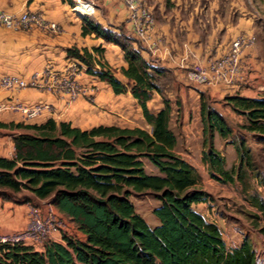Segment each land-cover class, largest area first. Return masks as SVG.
Instances as JSON below:
<instances>
[{
    "label": "trees",
    "instance_id": "trees-1",
    "mask_svg": "<svg viewBox=\"0 0 264 264\" xmlns=\"http://www.w3.org/2000/svg\"><path fill=\"white\" fill-rule=\"evenodd\" d=\"M121 29L116 32L82 18V36L93 34L119 47L125 61L119 68L124 83L115 76L101 45L90 49L71 45L66 57L106 82L114 94L128 92L147 129L116 125L81 129L53 119L39 124L0 122V128L17 131L11 138L13 156H0V198L18 204L29 202L30 196L48 200L78 233L70 236L63 231L62 242L48 240L41 249L1 245L0 264H256L247 239L227 249L218 227L193 208L206 203L208 195L195 187L194 168L175 153L168 102L163 99V107L154 113L146 108L151 93L161 92L157 81L164 70L147 62ZM207 99L199 94L200 159L215 181L241 183L244 168L251 166L246 141L264 145V96H222V105L242 119L235 126L243 134H236L235 142L230 140L232 127ZM215 136L234 150L236 163L227 169L214 147ZM145 194L157 204L151 210L155 226L145 222L130 200ZM251 205L264 219V203L257 200Z\"/></svg>",
    "mask_w": 264,
    "mask_h": 264
},
{
    "label": "crops",
    "instance_id": "crops-1",
    "mask_svg": "<svg viewBox=\"0 0 264 264\" xmlns=\"http://www.w3.org/2000/svg\"><path fill=\"white\" fill-rule=\"evenodd\" d=\"M171 1H175V3L169 11L165 10V5L157 4V0L149 5L148 9L153 14L150 36L159 40L160 48L155 54H151L145 48L144 50L140 49V54L150 64L162 68L163 74H167L169 78L166 89H162L160 93L155 91L151 93L146 102V108L149 112L154 113L163 107L162 100H167L170 108L168 126L176 137L175 153L188 162L187 154L190 151L192 141L197 144V157L199 159L202 149L200 146L201 126L198 115L200 89L195 86L202 87L207 95L213 99L234 93L249 98L263 97L264 56L257 51L254 45L245 50L241 57V78L232 87H206L190 82L186 74L191 64L194 62L205 63L223 53L231 38L238 34L237 31L251 34L252 20L248 17H239L236 22L229 23L227 21L230 25L226 24L227 29L220 39L214 38L212 41L213 31H211L207 40L202 41L197 33L188 31L191 19H194L197 25L201 23L199 17H196L195 14L190 19L189 17L184 19L180 16V13H201L202 8H198L197 4H193V6L184 4V0ZM72 3V0H0V10L6 12H20L22 10L39 12L46 19L58 23L63 30L60 35H51L36 29L24 31L7 30L0 27V75L28 76L47 63L55 69H62L72 62L66 57V49L69 46L75 45L78 48L90 49L93 46L101 45L104 48L106 61L115 70V76L124 83L125 80L120 76L119 68L125 66V61L119 47L107 43L93 34L82 36V18L77 15L78 18L73 16ZM97 4L98 7L94 14L90 16L92 20L104 27L109 25L121 26L127 30L123 22L124 11L120 3L97 0ZM233 4L236 7L234 10L233 6V12L236 10L239 13L241 10L243 11V8ZM215 10H218V6L211 4L204 11L209 15V13L216 12ZM213 22H211L212 25L207 23L210 28L213 25L215 28L221 25L216 17ZM79 80L89 87L95 86L93 101L80 98L73 103H68L64 95L51 94L32 88L14 94L0 91V99L19 101L24 104L44 102L51 105L49 111L43 112L29 122H24L17 113L0 112V122L39 124L48 119H53L57 122H70L73 126L81 129H89L97 125L147 129L136 100L128 92L116 95L106 82L86 73H83ZM189 96L192 98L191 102L188 101ZM7 130L10 134L7 142L0 139V156L10 158L13 156L11 138L13 133H17V131ZM178 132L181 133L179 136L176 135ZM217 144L221 146L223 143L217 138L214 147L219 149ZM180 147L182 148L180 149ZM25 219V204H15L0 198V233L20 229L24 225ZM60 242H62L61 239Z\"/></svg>",
    "mask_w": 264,
    "mask_h": 264
},
{
    "label": "built area",
    "instance_id": "built-area-1",
    "mask_svg": "<svg viewBox=\"0 0 264 264\" xmlns=\"http://www.w3.org/2000/svg\"><path fill=\"white\" fill-rule=\"evenodd\" d=\"M71 11L90 17L98 7L97 0H72ZM104 2L120 3L124 11V25L131 36L136 38L151 54L159 51V40L150 36L153 18L146 5V0H102ZM79 17V16H78ZM80 18V17H79ZM0 27L7 30L36 29L45 34L60 35L62 27L46 19L39 12L22 10L6 12L0 10ZM250 34L238 33L231 38L225 51L205 63L194 62L187 71L190 82L206 87L229 88L241 78V57L245 50L253 46ZM84 73V67L72 61L62 69H55L51 64H45L41 69L28 76L4 74L0 75V91L14 94L21 90L32 88L51 94L66 97L68 103L80 98L94 100L95 86L81 83L79 77ZM51 105L44 102L24 104L19 101L0 99V112H13L20 115L24 122H29L49 111ZM26 225L20 230L0 233L1 245H27L41 249L48 240L60 241L59 232L66 231L65 223L58 216L53 205L44 206L25 203Z\"/></svg>",
    "mask_w": 264,
    "mask_h": 264
},
{
    "label": "rangeland",
    "instance_id": "rangeland-1",
    "mask_svg": "<svg viewBox=\"0 0 264 264\" xmlns=\"http://www.w3.org/2000/svg\"><path fill=\"white\" fill-rule=\"evenodd\" d=\"M154 1L155 0H146L147 7H149L152 2L154 3ZM159 3L165 5V10L169 11L175 1L157 0V4ZM233 3L243 8V11L241 10L240 12L241 14L237 10L234 12L232 11L233 6L234 10L236 8ZM184 4H189V6L197 4L198 8H202L201 13H180V16L184 17V19H187L188 17L189 19L192 18V15L194 16V14L196 17H199L198 19L201 23L197 25V22H195L194 19H191V22L188 25L190 26L188 31L197 33L202 41L207 40V36L210 35L211 31H213L212 41L214 38L217 40L220 39L227 29V21L233 23L236 22L239 17H248L252 20V33L250 35L253 38V45L256 47L257 51L264 56V2L262 0H184ZM211 4L218 6V10H215L216 12L209 13L208 15L204 10ZM72 14L77 17L75 13ZM151 16H153V14H151ZM215 17L219 19L221 25H218V28H215L214 25L210 28L207 23L211 24V22L215 21ZM209 19L211 20L210 22ZM118 27L120 28L121 26ZM118 27L111 25L108 26L109 29L116 30V32H119L117 31ZM120 32L126 37L131 38L133 46L138 47L139 50H144L143 45L136 38L131 36L127 30L122 28ZM237 32L245 33L243 31ZM168 82L169 78L167 74L164 73L159 76L157 85L160 91L166 89ZM195 87L200 89L199 94L207 97V100H209L212 107L218 110L230 124L233 130L230 140H234L235 142L237 137L236 134H243V132L235 126L236 124L242 123L241 117L235 115L227 106L222 105L220 101L222 97L213 99L207 95L202 87ZM188 101H192L190 96ZM179 134L181 133L178 132L176 135L179 136ZM9 135L7 129H0V139L7 142ZM216 139L217 137L215 136L213 142H215ZM246 145L251 152V166L249 168H244V177L241 183L235 181L234 183L229 184L220 183L210 178L207 169L205 168V164L197 157L198 151L196 149V142H191L190 151L187 154V160L194 168L197 175V183L195 187L208 195L206 203L194 205L193 208L201 215L203 214V217L207 221L213 222L216 226L218 225L217 227L220 231L221 238L227 249L237 247L245 238L253 247L256 264H264V219L261 213L251 205V202L257 200L264 203V145L254 144L249 140L246 141ZM218 147L219 149L217 150L220 151V154L224 159V167L227 169L232 164L234 165L236 163V156L232 146L223 143L221 146L219 144ZM181 148L182 147H180V149ZM145 169L146 171L150 170V168ZM23 194L30 196L27 192H23ZM29 198L30 201L27 203L36 206H44L49 202L48 200H37L32 196ZM130 200L135 211L142 216L149 226H155L157 224V220L151 214V210L156 207L157 204L149 195L131 196ZM15 204L18 203L16 202ZM60 218L65 223V232L68 235H78L75 226L71 222L66 218ZM25 225L26 219L24 225L20 229L24 228ZM63 233V231H60L59 236Z\"/></svg>",
    "mask_w": 264,
    "mask_h": 264
},
{
    "label": "water",
    "instance_id": "water-1",
    "mask_svg": "<svg viewBox=\"0 0 264 264\" xmlns=\"http://www.w3.org/2000/svg\"><path fill=\"white\" fill-rule=\"evenodd\" d=\"M80 18H83L84 16L80 13H77Z\"/></svg>",
    "mask_w": 264,
    "mask_h": 264
}]
</instances>
